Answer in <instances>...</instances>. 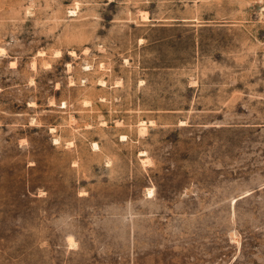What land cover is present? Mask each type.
Returning <instances> with one entry per match:
<instances>
[{
  "label": "rangeland",
  "instance_id": "obj_1",
  "mask_svg": "<svg viewBox=\"0 0 264 264\" xmlns=\"http://www.w3.org/2000/svg\"><path fill=\"white\" fill-rule=\"evenodd\" d=\"M0 264H264V0H0Z\"/></svg>",
  "mask_w": 264,
  "mask_h": 264
},
{
  "label": "bare ground",
  "instance_id": "obj_2",
  "mask_svg": "<svg viewBox=\"0 0 264 264\" xmlns=\"http://www.w3.org/2000/svg\"><path fill=\"white\" fill-rule=\"evenodd\" d=\"M147 194H148V196L150 197V196L153 194V190H149V191L147 192Z\"/></svg>",
  "mask_w": 264,
  "mask_h": 264
}]
</instances>
